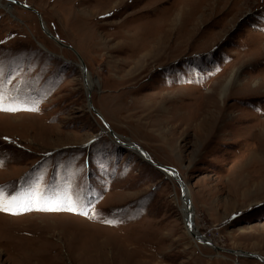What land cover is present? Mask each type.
<instances>
[{"label": "rangeland", "instance_id": "obj_1", "mask_svg": "<svg viewBox=\"0 0 264 264\" xmlns=\"http://www.w3.org/2000/svg\"><path fill=\"white\" fill-rule=\"evenodd\" d=\"M18 1H0L17 109L0 110V187L78 208L0 211V264H264L197 242L179 182L87 97L177 170L200 234L264 259V0Z\"/></svg>", "mask_w": 264, "mask_h": 264}, {"label": "water", "instance_id": "obj_2", "mask_svg": "<svg viewBox=\"0 0 264 264\" xmlns=\"http://www.w3.org/2000/svg\"><path fill=\"white\" fill-rule=\"evenodd\" d=\"M17 3H20L19 1ZM26 6V5H25ZM30 8V7H29ZM32 9L33 11H35L39 18H40V21H41V24H42V27L43 29L47 32V34L49 36H51L54 40H56L58 43H60L61 45L63 46H68L69 48L73 49L79 56V59L82 61L83 65H82V68L80 66V68L82 69L84 75H87V73L89 72L82 57L80 56V54L70 45H66L64 44L63 42H61L58 38L54 37V35L48 30V28H46L44 26V20L42 19V16H41V13L35 9V8H30ZM91 95H92V89H88L87 91V97H88V105L89 107L105 122V124L108 126L106 127L108 132H110V135L111 136H115L116 138V142L121 144V145H124L125 144V147H132V148H136L137 150H140V152L146 157L144 159H146L148 162H150L151 164H153L154 166H156L157 168L161 169L162 171H166V170H170L173 172L176 180L179 182L180 184V188H181V197H182V200L187 204V215H186V226L188 227V230L190 232V235L195 239L197 240L198 242H201V243H204V244H209L211 246H213L214 248H216L217 250H220V251H225V252H229V253H232V254H238V256H244V257H255V258H258L260 260H264L262 258V256H260L259 254H257L256 252H252V251H245V250H241V249H227V248H223L221 246H217L214 244V242L210 239V238H206V235L204 234H201L199 233V231H195L197 228L194 224V216H195V213H194V207H193V204H192V200L190 198V195H189V188H188V185L186 184V182L183 181L182 177L180 176V174L177 172V170L175 168H172V167H168L166 165H163V164H160V163H157L155 162L152 157L150 156V154L140 145L138 144H135V143H130L128 144L129 142L125 141V140H122V138L120 139V135L116 134L112 128L106 123V120L103 118L102 114L98 111V109L94 106V104L92 103V98H91ZM119 137V138H118ZM115 142V141H114ZM148 154V155H147ZM143 158V156H142ZM166 172H169V171H166ZM189 192V193H188ZM190 218H191V223H192V228H189V223H190ZM194 227L196 228L194 230ZM206 238V239H205ZM237 264V262H236Z\"/></svg>", "mask_w": 264, "mask_h": 264}, {"label": "snow or ice", "instance_id": "obj_3", "mask_svg": "<svg viewBox=\"0 0 264 264\" xmlns=\"http://www.w3.org/2000/svg\"><path fill=\"white\" fill-rule=\"evenodd\" d=\"M14 2H18V0H14ZM4 99L5 95L0 89V110L4 111H16V108H5L4 107ZM11 99V98H10ZM2 163V161H0ZM170 171V170H166ZM78 204L73 201V199L69 196L66 199H45L42 198V194H37L32 196L28 201H18L16 196H12L9 202H5V197L3 194V189L0 187V211L4 212H13L14 210L19 211H31V210H46V211H60L66 210L70 212L77 211ZM87 215V213H85ZM108 223H115L116 221H107ZM191 218L189 223V228H192Z\"/></svg>", "mask_w": 264, "mask_h": 264}, {"label": "bare ground", "instance_id": "obj_4", "mask_svg": "<svg viewBox=\"0 0 264 264\" xmlns=\"http://www.w3.org/2000/svg\"><path fill=\"white\" fill-rule=\"evenodd\" d=\"M1 1V0H0ZM8 1H10V2H14V0H8ZM23 7H26V6H24L23 5ZM28 8V7H27ZM44 22V21H43ZM44 26L46 27V25H45V22H44ZM47 28V27H46ZM55 37V36H54ZM145 54H147V52H145ZM149 54V53H148ZM142 56V55H141ZM145 56V55H144ZM81 61V60H80ZM83 65V63H82V61H81V66ZM84 74V73H83ZM90 74H89V72L87 73V75H83L85 78H87V76H89ZM89 80V82H94V80H92V78L90 77V79H88ZM230 82V81H229ZM87 88H88V86H87ZM90 89V88H89ZM87 91H88V89H87ZM212 114V113H211ZM104 118V117H103ZM105 119V118H104ZM109 134H110V132H109ZM114 138H115V136H113ZM119 138V137H118ZM128 144H130V143H128ZM125 145V144H124ZM136 149V148H135ZM137 151V150H136ZM139 152H140V150H138ZM138 153V152H137ZM141 153V152H140ZM142 154V153H141ZM143 155V154H142ZM148 155V154H147ZM144 156V155H143ZM144 158H146L145 156H144ZM166 172V171H165ZM167 174H169V175H171V176H173V178L174 179H176L175 178V176H174V174H173V172L172 171H169V172H166ZM178 182V181H177ZM179 184V183H178ZM189 193V192H188ZM181 199H182V197H181ZM182 203L186 206L185 208H186V215H187V204L182 200ZM183 210V209H182ZM185 215V216H186ZM185 221H186V219H185ZM196 228L194 227V230H195ZM187 230H188V227H187ZM195 231H197V229L195 230ZM188 232H189V230H188ZM189 234H190V232H189ZM201 235V234H200ZM207 238V237H206ZM205 238V239H206ZM208 239V238H207ZM198 242V241H197ZM236 255H238V254H236Z\"/></svg>", "mask_w": 264, "mask_h": 264}]
</instances>
